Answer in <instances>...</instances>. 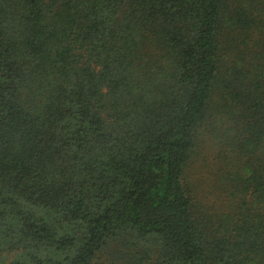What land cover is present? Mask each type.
I'll use <instances>...</instances> for the list:
<instances>
[{
	"label": "trees",
	"instance_id": "trees-1",
	"mask_svg": "<svg viewBox=\"0 0 264 264\" xmlns=\"http://www.w3.org/2000/svg\"><path fill=\"white\" fill-rule=\"evenodd\" d=\"M0 264H264V0H0Z\"/></svg>",
	"mask_w": 264,
	"mask_h": 264
}]
</instances>
